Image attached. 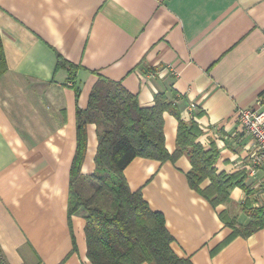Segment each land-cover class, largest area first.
Segmentation results:
<instances>
[{
	"label": "crops",
	"instance_id": "crops-1",
	"mask_svg": "<svg viewBox=\"0 0 264 264\" xmlns=\"http://www.w3.org/2000/svg\"><path fill=\"white\" fill-rule=\"evenodd\" d=\"M0 35L8 66L0 76L7 264H91L86 212L69 215L70 174L77 110L87 109L100 77L121 83L143 108L164 94L182 121L199 126L197 143L218 149L217 174H241L246 188L214 207L189 185L186 155L136 158L126 168L130 189L164 215L174 252L193 264H264V229L227 242L233 229L220 216L245 226L264 201V166L253 168L255 144L236 117L264 91V0H0ZM164 121L173 154L179 120L165 113ZM87 130L89 177L99 136L97 125Z\"/></svg>",
	"mask_w": 264,
	"mask_h": 264
},
{
	"label": "trees",
	"instance_id": "trees-1",
	"mask_svg": "<svg viewBox=\"0 0 264 264\" xmlns=\"http://www.w3.org/2000/svg\"><path fill=\"white\" fill-rule=\"evenodd\" d=\"M59 66L68 67V63L60 62ZM7 70L0 35V76ZM76 95L79 99L78 88ZM165 113L179 120L177 150L173 154L166 149ZM89 124L97 125L99 145L96 169L86 177L82 168ZM201 134L195 122L181 120L178 107L164 94L156 96L154 106L143 108L138 97L121 83L100 77L87 109L77 110V148L70 174L69 215L86 212L87 257L91 264H193L174 252V238L164 215L150 208L141 191L130 189L125 170L136 158L165 163L186 155L192 165L187 174L191 188L214 207L228 204L234 188H246L243 179L240 173L217 174L219 151L215 147L206 150L197 143ZM207 179L211 185L202 190ZM249 214L250 222L239 226L235 218L221 213L222 221L233 229L227 242L264 229V207L252 209ZM0 264H7L1 248Z\"/></svg>",
	"mask_w": 264,
	"mask_h": 264
},
{
	"label": "built area",
	"instance_id": "built-area-1",
	"mask_svg": "<svg viewBox=\"0 0 264 264\" xmlns=\"http://www.w3.org/2000/svg\"><path fill=\"white\" fill-rule=\"evenodd\" d=\"M236 117L243 131L254 141L255 148L250 155L253 168L264 166V91L257 97L254 107L239 108ZM260 207H264V201Z\"/></svg>",
	"mask_w": 264,
	"mask_h": 264
}]
</instances>
